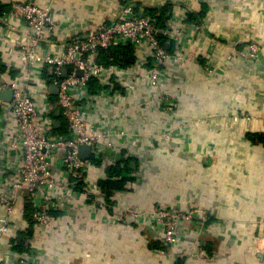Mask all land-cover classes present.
I'll return each mask as SVG.
<instances>
[{
	"label": "built area",
	"instance_id": "2783aa9c",
	"mask_svg": "<svg viewBox=\"0 0 264 264\" xmlns=\"http://www.w3.org/2000/svg\"><path fill=\"white\" fill-rule=\"evenodd\" d=\"M0 3L9 6L0 15V60L5 68L0 72V90L12 92L10 102L0 99V149L18 156L16 172L0 176V207L4 208L0 249L3 236L17 230L15 220L25 217L28 206L31 226L23 222L27 226L23 231L29 227L35 232L55 230L68 237L53 213L62 212L63 218L75 220L72 212L87 205L97 215L90 220H96V226L107 222L126 230L136 222V231L156 234L161 247L170 253L192 259L218 257L205 250L211 235L206 212L192 207L179 210L169 203L110 215L116 193L108 200L98 186L107 179L105 170L125 159L136 158L139 169L150 168L141 144L149 142L155 148L161 140L168 145L175 136L176 82L167 65L183 69L192 61L179 49L184 23L169 19L158 26L137 0H120L117 19L96 28L60 23L53 18L50 5L29 0ZM62 32L65 41L57 44ZM169 44L175 46L172 53L166 48ZM121 49L129 52L130 63L103 59L104 52ZM258 53V44L250 42L242 49L233 48L228 59H253ZM213 71L209 66L203 68L204 74ZM187 85L184 80L179 87ZM60 117L66 135L54 126ZM143 118H147L145 123ZM180 126H187L186 120ZM150 132L154 134L147 135ZM82 144L91 148L85 160L78 156ZM1 152L6 160L0 162V174H5L9 159ZM143 218L147 219L143 222ZM15 256L19 264H44L31 251Z\"/></svg>",
	"mask_w": 264,
	"mask_h": 264
},
{
	"label": "crops",
	"instance_id": "0c3cea01",
	"mask_svg": "<svg viewBox=\"0 0 264 264\" xmlns=\"http://www.w3.org/2000/svg\"><path fill=\"white\" fill-rule=\"evenodd\" d=\"M29 1L50 5L53 18L60 23L91 28L117 19L120 4V0ZM137 1L145 13L149 8L169 6L165 21L184 23L179 49L192 61L183 69L167 65L176 82L175 136L168 145L161 140L155 148L149 142L141 144L143 158L151 167L133 176L135 187L116 193L117 202L109 213L123 216L169 203L179 210L204 211L211 234L205 250L218 257L192 259L170 253L161 247L156 234L136 231V222L131 223V230L107 222L96 226L97 221L90 220L97 215L87 205L72 212L75 220L63 218L62 212L53 213L60 231H68L69 236L55 230H32L27 242L30 251L40 255L44 264H264L259 257L264 253V144L253 141L264 135V0ZM0 5L7 12L9 6ZM64 36L62 32L57 44L65 41ZM250 42L258 44L257 58L228 59L233 48L242 49ZM166 48L171 53L175 50L174 44ZM205 66L214 71L204 74ZM184 80L188 85L179 87ZM184 120L187 126H180ZM146 127L152 131L151 125ZM1 150L5 152L0 149V162L6 160ZM5 154L10 168L0 174L3 177L18 168V156ZM90 179L97 180L95 176ZM26 221L25 217L16 219L17 230L3 236L0 264L17 262L11 244L27 228Z\"/></svg>",
	"mask_w": 264,
	"mask_h": 264
},
{
	"label": "trees",
	"instance_id": "16d2710c",
	"mask_svg": "<svg viewBox=\"0 0 264 264\" xmlns=\"http://www.w3.org/2000/svg\"><path fill=\"white\" fill-rule=\"evenodd\" d=\"M5 6V5H3ZM169 11V6H164L162 8H149L146 9V14L153 19H155L158 26L162 25L168 16L167 13ZM4 12L3 7L0 5V15ZM200 14H203L201 12ZM103 59L107 61L108 59H112L113 61H120L124 64H128L132 61V58L129 57V52L127 50L121 49L116 51L104 52ZM4 66L1 64L0 60V72L4 70ZM60 127H56V131L59 134L66 135L67 130L66 126L61 119ZM261 142L264 144V135H258L253 138L254 140ZM139 169V162L136 158H128L121 162H118L114 165L109 166L105 170V174L107 175L106 180H101L98 182V186L100 190L105 194L106 199L109 200V197L114 193L127 192L129 191L130 184L134 182L132 174L136 173ZM31 208L27 207L25 219L30 223L31 226ZM29 227L26 231L20 232L11 244L12 250L16 254L20 253H28L30 252V245L27 243L28 240L32 238V229L29 230ZM209 245V244H208Z\"/></svg>",
	"mask_w": 264,
	"mask_h": 264
},
{
	"label": "water",
	"instance_id": "95a60500",
	"mask_svg": "<svg viewBox=\"0 0 264 264\" xmlns=\"http://www.w3.org/2000/svg\"><path fill=\"white\" fill-rule=\"evenodd\" d=\"M62 73H63V76H65L66 75V69H63L62 70ZM51 92L53 94L56 93V88H52L51 89ZM0 99L2 101H5V102H10L11 99H12V92H11V90H0ZM58 116H59V112L57 111L56 112V117H58ZM59 125H60V122L59 121H56L54 123V126L55 127H58ZM90 153H91L90 146H88L86 144H82V145L79 146V154H78V156H79V158L81 160L88 159L90 157ZM10 254H12V252H10ZM259 257L263 259L264 258V253L263 254H260ZM15 264H19V263L16 262Z\"/></svg>",
	"mask_w": 264,
	"mask_h": 264
}]
</instances>
